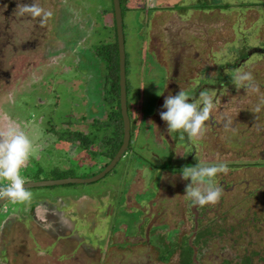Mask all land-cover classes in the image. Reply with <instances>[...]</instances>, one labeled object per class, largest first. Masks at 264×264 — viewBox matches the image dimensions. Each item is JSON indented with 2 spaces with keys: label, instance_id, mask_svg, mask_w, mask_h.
I'll return each instance as SVG.
<instances>
[{
  "label": "rangeland",
  "instance_id": "1",
  "mask_svg": "<svg viewBox=\"0 0 264 264\" xmlns=\"http://www.w3.org/2000/svg\"><path fill=\"white\" fill-rule=\"evenodd\" d=\"M32 2L0 0V126L15 121L32 141L25 182L88 178L107 161L90 152L100 146L88 135L92 120L110 111L95 49L116 39L112 0H34L52 12L43 26L17 8ZM119 7L128 148L96 182L28 189L31 200L62 198L75 226L51 251H40L34 227V240L15 245L19 225L4 227L0 264L8 263L3 250L15 264L19 255L29 259L23 264H264V0H119ZM244 71L259 91L234 85ZM180 90L196 103L203 90L215 96L203 137L168 132L160 119L164 98ZM224 117L234 130H225ZM65 129L82 130L92 148L54 134ZM221 162L230 171L215 177L224 189L219 202L193 205L181 170ZM78 198L95 207L84 221L72 207ZM11 203L0 206L1 222Z\"/></svg>",
  "mask_w": 264,
  "mask_h": 264
},
{
  "label": "clouds",
  "instance_id": "2",
  "mask_svg": "<svg viewBox=\"0 0 264 264\" xmlns=\"http://www.w3.org/2000/svg\"><path fill=\"white\" fill-rule=\"evenodd\" d=\"M17 8L22 15L27 13L32 18H39L41 26L52 16L51 11L35 3L34 0L31 4L18 3ZM234 79L237 88L245 87L259 91L250 71L238 72ZM200 97V103L193 102L186 92L180 90L176 95L169 94L164 98L162 108L165 111H160L159 115L160 119L167 123L168 132L182 130L189 137L204 136L207 129L206 122L212 119L215 96L210 94V90H203L200 92ZM223 126L225 130H234L231 118L224 117ZM32 149V141L20 125L6 118L0 126V178L10 183L0 185V200L11 199L12 207L16 205L15 202L23 203L32 198V193L25 187V178L21 175V169L26 167ZM229 171L227 163L224 162L184 167L181 170V178L191 179V183L185 187V196L191 199L193 205L201 207L218 203L224 189L215 183V177L219 173L227 175Z\"/></svg>",
  "mask_w": 264,
  "mask_h": 264
},
{
  "label": "trees",
  "instance_id": "3",
  "mask_svg": "<svg viewBox=\"0 0 264 264\" xmlns=\"http://www.w3.org/2000/svg\"><path fill=\"white\" fill-rule=\"evenodd\" d=\"M224 6L223 8H226ZM114 37L115 30H114ZM98 48H101L99 51ZM95 49V55L101 59L104 64V74H103V90L107 92V97L104 101L110 108V111L105 120H92L91 126L93 127L94 133L89 134V139L92 143L97 141L100 146V150H90L92 154L96 157H103L107 159L105 163L100 168V171L105 167V165L113 158L117 149L121 144L122 138V120L120 117V111L118 106V56H117V44L116 39L110 44L99 46ZM231 69L236 67L237 63L226 64ZM229 84L231 83V78H227ZM126 87V86H125ZM114 104V105H113ZM81 120L83 118H80ZM80 120V121H81ZM77 120V124L80 122ZM84 121V120H82ZM80 125V124H79ZM81 126V125H80ZM82 129V128H81ZM82 130H62L60 133L54 132L57 138L60 140H68L72 144L88 150V147L92 145L87 144L86 136L82 135ZM96 134V135H94ZM130 138V136H129ZM176 142V138L173 139ZM129 140L126 149L128 148ZM172 159V153L170 152L166 163L169 164ZM186 167V164H185ZM99 172V171H98ZM94 174H92L93 176ZM90 177V176H89ZM193 258V257H192ZM189 263L193 264L189 259Z\"/></svg>",
  "mask_w": 264,
  "mask_h": 264
},
{
  "label": "crops",
  "instance_id": "4",
  "mask_svg": "<svg viewBox=\"0 0 264 264\" xmlns=\"http://www.w3.org/2000/svg\"><path fill=\"white\" fill-rule=\"evenodd\" d=\"M85 199L87 200V198ZM62 200H63L62 198H58L56 202L50 203L46 199L33 198V200L26 202L24 206L22 207V209L16 208L17 206L15 205L11 213H7V212L4 213V214H11V215L5 218L2 222L0 221V235H1V231L3 230V228L8 227L10 224L11 225L14 224L16 226L21 225L20 224L21 222L19 221L20 218L18 219V216H17V213L19 212V213H22L23 218H25V220L27 221L29 220L31 226L34 227L35 230H37L38 232L37 234H39L37 235L38 237L36 239L38 246L41 247V245L45 244L44 247L40 248V251L41 249L43 251L47 249L51 250L52 249L51 246L53 245L51 243L50 244H47V243L51 240L53 242L56 239L57 235L59 237L57 241L58 242L63 241L64 234L65 232L69 231L70 225H71V228H74L75 226V223L71 221V219L67 216V213L62 211L61 207L64 206L62 205ZM51 206H54L53 210H55V213L49 212V209ZM91 206H93L92 203L90 204L88 201H84L83 198H78L77 201L74 203V206L72 207L77 208L78 210L77 212H79L80 214L79 217L82 218L81 220L84 221L85 218L83 216L84 214L86 215L85 212L89 213L91 211L90 209L92 210L95 209V207H91ZM93 215H95L94 212H93ZM53 217L54 219L55 218L56 219L54 220ZM54 223L58 224L57 226L59 228H57V226L55 228ZM48 227L50 229H48ZM73 238L75 239L76 237L73 236ZM78 239L79 238L77 237L76 240ZM31 252L34 253L33 250H31ZM8 263H10V261ZM11 263H13L12 260H11ZM1 264H4V263H1Z\"/></svg>",
  "mask_w": 264,
  "mask_h": 264
},
{
  "label": "water",
  "instance_id": "5",
  "mask_svg": "<svg viewBox=\"0 0 264 264\" xmlns=\"http://www.w3.org/2000/svg\"><path fill=\"white\" fill-rule=\"evenodd\" d=\"M112 10L114 17L116 44H117V56H118V106L120 111V117L122 120V138L121 144L114 154L113 158L105 165V167L97 174L88 178H68L58 180H44V181H27L25 187L36 188V187H52L61 186L68 184H89L102 179L115 164L119 161L122 154L126 150L129 140V125L126 114V102H125V77H124V49H123V36L121 28V15L119 0H112ZM8 199L0 200V206L5 203Z\"/></svg>",
  "mask_w": 264,
  "mask_h": 264
},
{
  "label": "flooded vegetation",
  "instance_id": "6",
  "mask_svg": "<svg viewBox=\"0 0 264 264\" xmlns=\"http://www.w3.org/2000/svg\"><path fill=\"white\" fill-rule=\"evenodd\" d=\"M0 50H1V45H0ZM80 125L78 124V127H79ZM77 129V128H76ZM109 173V172H108ZM53 208H54V206H51L50 207V209H49V212H54L55 213V210H53ZM91 216H92V218H91V220L89 221L90 223L92 222H94L93 221V218H94V216H93V213H91ZM53 219H54V217H53ZM56 219V218H55ZM54 219V220H55ZM19 221L21 222L20 224L21 225H19L18 226V228L16 229V233L20 236V237H17L18 239H15L14 237L12 238V240H13V244L12 245H15V244H17L18 242H21L22 240H24V238H25V240L27 239V238H30V239H32V240H34L33 239V235H32V230H34V229H32L31 228V224H30V221L28 220H25V218H20L19 219ZM58 224H56V223H54V226H55V228H56V226H57ZM57 228H59L58 226H57ZM48 229H50L49 227H48ZM2 231H5L4 233H3V236L5 235V233H7V231H6V229L4 230V228H3V230ZM26 231V232H25ZM71 236V235H70ZM69 236V237H70ZM59 239V237L57 236L56 237V239L51 243L53 246H55L56 244H58V240ZM71 240H73V242H76V238L74 239H72V237H71ZM15 241H17V242H15ZM11 245V246H12ZM53 246H51L52 248H53ZM17 247H19V246H17ZM50 250V249H49ZM51 251V250H50ZM1 252H5V250H3V251H1ZM19 253H17V255H18ZM75 255H76V253H75ZM77 255H79V254H77ZM76 255V256H77ZM5 257H7L8 258V262H9V260L11 259L12 261H13V263H11V260H10V263H8V264H15L16 263V261H15V259L16 258H14V256H12V258H9L10 257V255H9V257H8V255L6 254V252H5V255H4ZM74 256V255H73ZM18 263L19 264H23V263H25L26 261H28L29 259L28 258H26V257H24V256H21V255H19L18 256ZM75 262L76 261H74V262H72V264H75Z\"/></svg>",
  "mask_w": 264,
  "mask_h": 264
},
{
  "label": "built area",
  "instance_id": "7",
  "mask_svg": "<svg viewBox=\"0 0 264 264\" xmlns=\"http://www.w3.org/2000/svg\"><path fill=\"white\" fill-rule=\"evenodd\" d=\"M10 183V182H9Z\"/></svg>",
  "mask_w": 264,
  "mask_h": 264
}]
</instances>
